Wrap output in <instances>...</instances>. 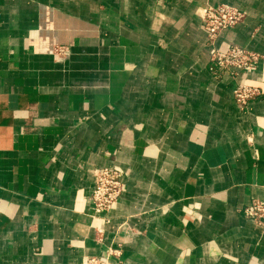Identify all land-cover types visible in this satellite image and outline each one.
Returning a JSON list of instances; mask_svg holds the SVG:
<instances>
[{
  "label": "crops",
  "instance_id": "crops-1",
  "mask_svg": "<svg viewBox=\"0 0 264 264\" xmlns=\"http://www.w3.org/2000/svg\"><path fill=\"white\" fill-rule=\"evenodd\" d=\"M245 17L209 69L203 9ZM238 83L263 94L241 109ZM123 170L107 215L94 170ZM264 0H0V264H264Z\"/></svg>",
  "mask_w": 264,
  "mask_h": 264
},
{
  "label": "built area",
  "instance_id": "built-area-1",
  "mask_svg": "<svg viewBox=\"0 0 264 264\" xmlns=\"http://www.w3.org/2000/svg\"><path fill=\"white\" fill-rule=\"evenodd\" d=\"M245 12L238 6L220 2L207 5L203 9L202 23L206 33L207 46L210 53L209 69L219 77L222 72L230 71L236 78L241 70H254L262 57L256 51L237 43H229L225 48L218 47L216 42L221 34L243 21ZM263 94L256 86L238 83L233 88V96L241 109H247L249 103ZM124 172L117 167H101L94 170L95 185L91 194V204L97 214L107 215L123 194ZM247 218L264 226V199H253L242 209ZM86 264H110L109 257L105 260L87 257ZM115 264H125L117 261Z\"/></svg>",
  "mask_w": 264,
  "mask_h": 264
}]
</instances>
